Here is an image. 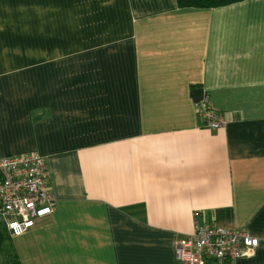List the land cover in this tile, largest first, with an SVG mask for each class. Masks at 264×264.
Returning <instances> with one entry per match:
<instances>
[{
    "label": "crops",
    "instance_id": "1",
    "mask_svg": "<svg viewBox=\"0 0 264 264\" xmlns=\"http://www.w3.org/2000/svg\"><path fill=\"white\" fill-rule=\"evenodd\" d=\"M31 152L55 210L0 219V264H184L198 211L264 264V0H0V159Z\"/></svg>",
    "mask_w": 264,
    "mask_h": 264
},
{
    "label": "built area",
    "instance_id": "2",
    "mask_svg": "<svg viewBox=\"0 0 264 264\" xmlns=\"http://www.w3.org/2000/svg\"><path fill=\"white\" fill-rule=\"evenodd\" d=\"M198 115L208 128L224 126L226 120L208 94L197 102ZM46 159L37 152L0 159V219L13 235L32 229L38 220L55 210V197L47 187ZM195 213L194 231L175 245L184 264H236L252 257L262 240L246 229L202 223Z\"/></svg>",
    "mask_w": 264,
    "mask_h": 264
},
{
    "label": "trees",
    "instance_id": "3",
    "mask_svg": "<svg viewBox=\"0 0 264 264\" xmlns=\"http://www.w3.org/2000/svg\"><path fill=\"white\" fill-rule=\"evenodd\" d=\"M243 0H177L179 8H216L221 6H226L232 3H236Z\"/></svg>",
    "mask_w": 264,
    "mask_h": 264
}]
</instances>
